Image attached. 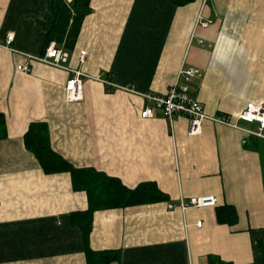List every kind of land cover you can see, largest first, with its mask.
I'll list each match as a JSON object with an SVG mask.
<instances>
[{"label": "crops", "instance_id": "obj_1", "mask_svg": "<svg viewBox=\"0 0 264 264\" xmlns=\"http://www.w3.org/2000/svg\"><path fill=\"white\" fill-rule=\"evenodd\" d=\"M49 0H0V264H87L86 249L120 251L111 264H264V138L238 119L248 102L264 103V0H92L70 51L83 78L81 101L68 102L72 73L39 62ZM247 11V12H246ZM81 51L86 61L79 63ZM209 117L190 135L185 116L142 119L145 100L184 84ZM46 123L52 149L76 169H93L135 189L155 183L168 201L98 209L89 245L71 223L89 198L66 171L45 173L26 146L31 123ZM36 141H29V143ZM28 143V142H27ZM215 196L213 208L169 209L181 198ZM218 214L221 221H218ZM201 227H197L198 222Z\"/></svg>", "mask_w": 264, "mask_h": 264}, {"label": "trees", "instance_id": "obj_2", "mask_svg": "<svg viewBox=\"0 0 264 264\" xmlns=\"http://www.w3.org/2000/svg\"><path fill=\"white\" fill-rule=\"evenodd\" d=\"M91 1L72 0L69 5L64 0L48 1L50 17L46 22L41 23V27L46 32L45 48L55 42L59 46H64L68 51L74 50L84 20L91 14ZM170 1L178 7H182L197 0ZM48 131L49 127L46 123H31L25 135V140L28 142H26V146L36 156L45 173L69 172L74 189H81L88 195V209L71 215V223L81 230L86 245H89L93 214L96 210L125 208L169 200L168 196L155 183H143L135 189H128L118 180L108 177L104 173L91 168L76 169L52 149ZM6 137V116L0 113V140ZM31 140L36 142L29 143ZM218 221H221L219 214ZM85 254L87 264H111L120 259L118 250L97 252L87 246ZM214 261L215 259L210 258V264H213Z\"/></svg>", "mask_w": 264, "mask_h": 264}, {"label": "built area", "instance_id": "obj_3", "mask_svg": "<svg viewBox=\"0 0 264 264\" xmlns=\"http://www.w3.org/2000/svg\"><path fill=\"white\" fill-rule=\"evenodd\" d=\"M68 5L72 0H64ZM15 39L14 33L7 35L5 48H8L14 54H20L27 58L28 64L19 65L17 70L24 74H31L33 67L31 62H39L56 69L68 70L72 73L70 79L65 86L66 99L68 102L81 101L84 94L83 78L94 79L110 85L108 80H103L99 76L92 77L80 70H73L69 65L70 51L64 46H59L55 42L51 43L41 57H35L21 53L13 48L11 44ZM86 61V52L81 51L79 55V63L84 64ZM181 75L184 78V84L176 83L166 94L156 95L153 93L138 94L132 87L119 88L122 91L141 96L146 105L141 112L142 119H151L156 117V111L161 110L164 118L173 121L174 116H185L190 121V135H196L200 132L201 125L205 120H211L222 125L236 127L232 117H209L204 112L201 103L190 93V83L195 76L194 69L182 70ZM238 119L247 123H257V131H249V134L264 138V103L257 104L253 101L248 102L245 109L238 115ZM219 204V199L215 196L190 197L189 199L181 198L177 204H169V209L178 208L186 211L189 208L205 209L213 208ZM197 227L202 226V222L196 224Z\"/></svg>", "mask_w": 264, "mask_h": 264}, {"label": "rangeland", "instance_id": "obj_4", "mask_svg": "<svg viewBox=\"0 0 264 264\" xmlns=\"http://www.w3.org/2000/svg\"><path fill=\"white\" fill-rule=\"evenodd\" d=\"M228 1L231 2V0H228ZM251 1L257 2V1H260V0H239L240 3H241V2L249 3V2H251ZM246 12H247V11H246Z\"/></svg>", "mask_w": 264, "mask_h": 264}]
</instances>
